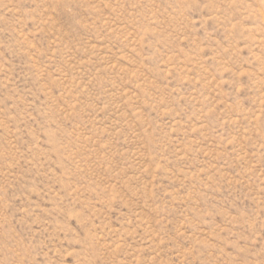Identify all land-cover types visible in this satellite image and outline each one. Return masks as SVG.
<instances>
[{
  "label": "rangeland",
  "instance_id": "1",
  "mask_svg": "<svg viewBox=\"0 0 264 264\" xmlns=\"http://www.w3.org/2000/svg\"><path fill=\"white\" fill-rule=\"evenodd\" d=\"M0 264H264V0H0Z\"/></svg>",
  "mask_w": 264,
  "mask_h": 264
}]
</instances>
